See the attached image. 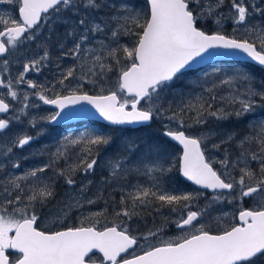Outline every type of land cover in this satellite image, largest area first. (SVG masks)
<instances>
[{"label": "snow or ice", "instance_id": "snow-or-ice-1", "mask_svg": "<svg viewBox=\"0 0 264 264\" xmlns=\"http://www.w3.org/2000/svg\"><path fill=\"white\" fill-rule=\"evenodd\" d=\"M130 2L0 0L16 4L19 16V20L0 17V57L25 41L40 39L38 33L45 26L50 33L42 45L46 49L51 35L63 25L65 30L59 44L63 56L74 63L60 70L55 84L26 80L29 72H40L49 61V52L45 50L43 55L24 63L16 78L17 85L39 89L31 94L39 101L59 109L39 119L56 122L66 108L80 102L92 105L103 119L116 126L148 124L172 111L168 119L175 120L179 128H168L164 135L182 145L178 171L200 189L211 190V197L201 207L197 201L203 191L173 194L161 183L173 168L168 153L159 145L141 150L134 141L128 142L119 155L105 161L112 185L120 184L132 174L154 173V183L152 187L130 185L133 190L121 196L115 215L130 222L140 215L138 209L151 208L163 215L162 210L167 208L176 218L165 217L155 231L150 229L141 235L126 222L100 225L94 217L103 213L85 216L80 212L85 204H95L96 200L86 195L87 185H77L74 175L94 172L98 164L95 157L101 147L112 143V137L97 134L73 139L74 145H89L86 152L93 158H81L67 171L58 172L71 186L65 193L66 200H57L54 184L40 175L51 165L8 177L0 183V264H264V121L250 124L246 133H225L218 139L217 129L204 127L209 118L219 123L253 113L258 104L264 105V84L257 87L255 77L241 69L229 72L217 69L219 75L205 89L207 99L200 96L195 103L188 101L172 110L164 95L184 70L203 61L210 50L242 52L264 68V22H255L257 17L264 18V0H146V10L139 11L129 7ZM104 9L108 10L104 13L107 19H100ZM209 22L214 31L207 30ZM227 22L234 25L232 34L225 32ZM124 37L130 40L125 42ZM68 41L71 43L67 44ZM4 64H8L7 59ZM111 73L115 74V81ZM81 81H87L101 94H77L83 88ZM237 83L243 85L244 91L236 89L227 100L221 96L223 106L214 107L219 103L217 90ZM56 87L68 94L55 93L50 98L48 93ZM0 88L6 89L12 100L21 101V114L28 115L30 107H38L29 103L28 92L17 91L12 79L5 82L0 77ZM9 110L10 104L0 97V113ZM187 111L195 112L191 124L180 119ZM10 120L18 121L20 115L0 119V133L9 128ZM29 123L36 127L38 119L32 117ZM33 140L30 135L17 136L4 155L8 156L14 147L24 148ZM229 144L236 149L235 155L227 148L223 158L213 155ZM57 155L63 154L58 150ZM216 164L218 169L214 167ZM4 167L0 162V169ZM11 167L19 168L20 164L12 163ZM245 200L253 207L232 213L222 207L240 205ZM49 204L53 207L47 219L55 227L41 228L38 213ZM214 212L220 213L215 217L217 221L228 217L229 223L233 219L237 222L212 232L207 223ZM73 213L83 217L79 225L62 226ZM169 226L178 234L172 239H160ZM154 239H159V243L152 244Z\"/></svg>", "mask_w": 264, "mask_h": 264}, {"label": "trees", "instance_id": "trees-1", "mask_svg": "<svg viewBox=\"0 0 264 264\" xmlns=\"http://www.w3.org/2000/svg\"><path fill=\"white\" fill-rule=\"evenodd\" d=\"M140 3L146 4V0H139ZM130 4H132L130 2ZM145 8V10H146ZM207 30L208 31H214V26L211 22L207 24ZM225 32L226 34H232L233 29L231 28V24H225ZM234 64L230 63H223L222 65H213L212 67L206 68L205 70H194L183 73V75L180 77L179 80H176L173 82V85L169 88V90L164 94L165 98L168 103H170L172 106L179 105L181 106L182 103H186L188 101H191L192 103L196 102V98L203 96L204 99H207V94L205 92V89H207L208 84L204 83L205 79H211L215 78V75H211V73L219 68H228L232 67ZM244 67L248 69L247 72L251 73L256 80V86L260 87L261 84H264V71L254 65L242 63ZM111 76H113L112 80L115 81L116 77L114 73H111ZM215 80V79H214ZM91 91L89 94H101L98 93L99 89L96 88H89ZM222 90H217V101L218 104H215L216 106H223V101H220L219 93ZM224 97V96H223ZM225 100L231 98L229 95L227 97H224ZM167 107V104L165 105ZM173 110V109H172ZM172 115V111H169L165 113L164 115L160 116L161 118L166 117L168 122V116ZM195 115L194 111H187L186 113L181 115V119L184 120V122H191L193 119H191ZM264 119V105L258 104L256 106V109L254 113H251L249 115H246L239 120L232 118L228 121H222V122H215L212 118H209V122H211L212 125H205V128H215L218 130V135H223L225 133H236V134H242L249 131L250 124L255 125L258 121H261ZM176 122L175 120H173ZM186 124V123H185ZM99 129L104 128L105 131L101 133V135H109L112 137V143L108 145L106 148L101 147L99 150L97 160L104 161L105 158H112L117 155H119L123 151V147L126 143L134 141L135 144L139 145L141 150L145 149L146 146H152V145H159L161 146L167 153L168 158L171 160L173 168L170 173H168L163 181L161 182L164 187H166L170 192L173 194H182V192H185L184 189H190L189 192H195V188L192 187L191 184L187 183L180 175V172L178 171V164L177 160L178 157L181 155L180 149L173 144L170 140H168L164 135V127L160 125L159 120L157 117L153 119V123L150 126L147 127H141V128H125V129H119V128H112L109 126L98 124ZM99 134L98 131H96V135ZM227 148L230 152L233 153V155L236 154V149L232 145H223V147ZM95 152V150H94ZM87 153V152H86ZM224 154V153H223ZM93 157L88 156V159H91ZM105 162V161H104ZM215 167V166H214ZM97 169H100L99 173L93 174V183L88 186V191L86 194L91 193H98L99 196L96 195V203L93 204V206L96 207V209H100L102 213L104 214H111L115 215V211L119 210V202L122 195H126L128 192V189L130 188V185H134L138 182L139 175L140 174H132L128 175L125 180H123L120 184H117L115 186L111 183V177H110V171L106 168L104 164H97ZM102 172V173H101ZM154 174V173H153ZM154 176V175H153ZM108 178V182H105V178ZM141 185V184H139ZM153 183L151 185H145V187H152ZM132 191V190H131ZM92 206V207H93ZM92 210H95L94 208ZM140 212V215H145V217H148L147 221H150L154 219L153 217L158 215L156 212H154L151 208L144 210V209H138ZM163 214L165 213L168 215L170 212L167 208L162 210ZM148 213L149 215H146ZM152 215V217H151ZM137 222L141 228L138 229V231H144L147 229H151L152 226L150 225H143V221H133ZM154 227V226H153ZM173 229V228H172Z\"/></svg>", "mask_w": 264, "mask_h": 264}, {"label": "rangeland", "instance_id": "rangeland-1", "mask_svg": "<svg viewBox=\"0 0 264 264\" xmlns=\"http://www.w3.org/2000/svg\"><path fill=\"white\" fill-rule=\"evenodd\" d=\"M106 2L107 3H111L112 0H106ZM116 2L117 3H120V2H122V0H116ZM131 3L132 4H129L128 6L129 7H134L138 11L139 10H145V8H146L145 4L140 3L139 0H131ZM13 5L14 6H17L16 4H13ZM8 10H7V12L10 13L11 17H14V14H12L10 11H15L16 8L15 9L14 8H11V9H8ZM107 11H108L107 9L102 10L101 13L99 14V18L100 19H107V17L104 15V13L107 12ZM255 22H257V23L264 22V18L257 17V18H255ZM226 24H231V28L233 29L234 25H233L232 22H227ZM62 34H63V31L61 30L60 31V35L62 36ZM96 39H99V37H97ZM123 40L125 42H127V41L130 40V38L129 37H124ZM66 43L67 44H70L71 42L68 41ZM43 49L44 50H47V48L45 49V47H43ZM10 52H11V54H10L11 55V58L8 60V64L7 65L4 64L3 66H2V64H0L1 65V68H0V77H3L5 79V82H7L8 79H12L13 84L15 85L17 91L19 93H21V94H23L24 92H28L30 94V96H31V98L29 100V103L30 104L35 103V104L38 105V107H30L27 110L28 115H23V114H21L19 112V107L21 105V101L19 99L18 100H12L11 97H9V96L6 95L7 90L6 89H3V88H0V96H2L3 98H6V100L7 99L10 100L13 103V105L15 107V110H16V113L21 116L20 118H27V120L24 119V124L23 125H20V122H21L20 120H18V121L17 120H13L14 122L10 123L9 124V127H12L13 128L14 126H20V128L22 130H24V127L27 125V123L29 122V120L32 117H36L38 119V123L36 124L37 125V128L36 129L38 130V128L41 127V125L44 123V120H40L39 118L40 117H47V116H50L52 114H50V111H44V109H45L44 103L42 101H39L38 98H36L34 95H31L33 92L38 91L39 89L33 90V89H29L26 84H19V85L16 84V78H17V76L19 75V73L21 71H23V64L26 63L29 60V58H27V53L25 52L24 48L21 46V48L11 49ZM50 56H53V54H51ZM54 57H55V59H57V57H56L55 54H54ZM58 58H59V54H58ZM60 58H61V60L58 63L60 67L59 68L57 67V70H58L57 71V74L55 76H51V74H49L47 78L50 79V80H49L48 84H46V85L55 84V79L59 75L60 70L63 69V68H66V67H68V66H70L71 64L74 63L73 60L71 58H69V57H64V56L61 57L60 56ZM54 68H56V67H54ZM5 69H7V70H5ZM219 69H223L226 72H229V71H231L233 69H241L243 71H248V69L246 67H244L242 64H238V65H235L234 64L232 67L219 68ZM52 70H53V72L56 71L55 69H52ZM212 74L215 75V78H212L213 80L216 79V76L217 75H219V73L216 70L213 71L211 73V75ZM77 75H79V71H78ZM109 75L111 76V74H109ZM112 78H113V76H111V79ZM25 79L28 80L29 78L27 76H25ZM30 80H33L35 82L34 78L33 79H30ZM37 81L38 82H35V83L38 84L39 82H41V79H38ZM204 81H205L204 83H207L208 84L207 88L211 87V83H210L212 81L211 79H205ZM81 83L83 84V88L79 92L81 94H83V93L89 94L88 92H91V91L88 89V87L89 88L90 87L91 88H94L92 85L88 84L87 81H81ZM40 84L41 85H45V83H43V84L40 83ZM236 89H239L241 92L244 91V87L240 83L234 84L232 86H227V85L221 86L219 88V90H222V91L219 93V96L227 97L229 95L231 97L232 95L235 94V90ZM55 93H59V94L64 95V94H68V91L67 90H62L61 88L56 87L52 92H49L48 95L51 97ZM98 93H100L99 90H98ZM104 94H106V93H104ZM97 95H99V94H97ZM178 107H179V105L172 106V109L173 110H176ZM194 117H195V115L191 119H194ZM157 119L159 120L160 125L164 127V131L165 130H168V128H171L173 130H177L179 128V125L177 124V122H174V121L168 122V120H167L166 117L161 118L159 116V117H157ZM180 119H181V116H180ZM261 121H264V120H261ZM185 123L186 124H191L192 121L191 122H185ZM209 125H212L211 122H209ZM86 129H87V127H81L79 129V131L77 132L79 136L78 137H72V139H80L82 137H86V136H82V135L91 136V135H94V133L96 135V131H98L99 134H101L102 131L103 132H106L104 128L99 129V127H96V128L94 127V129H95L94 132L91 131V130H89V129H87V130ZM180 130H183V129H180ZM4 133H6V132H4ZM20 133H22V136H23V135H27V133L29 134L30 132L29 131L27 132V126H26L25 130L23 132H20ZM216 138L218 139L219 137H216ZM88 147H89V145L87 146L86 143L79 144V149L78 150H75L73 152V154L71 156V160H75L76 163H78L80 161V158L82 156L83 151L86 150ZM224 149H225V146L224 147L222 146V149L219 152H214L213 155L217 159L223 158ZM106 160H108V158H105L104 159V161H106ZM104 161H101V160L98 159V163L99 164H104L105 165V162ZM71 165H73V163H67V164H65L63 166L64 170L67 171V169ZM214 166L217 169L219 168V165L218 164H216ZM100 169H102V168H99V169L95 168V171L92 172V173H89V174H85L83 172H77V173H75L74 179L77 181V185L78 186L87 185V187H88L90 185V184H88V181L91 180V184H92L94 182L93 181V178H92L93 174L99 173L100 172ZM103 169L106 170L107 168H103ZM153 175H155V174H140L139 175L138 182L135 183L134 185L141 184L144 187H145V185H151L152 183H154ZM44 177H45V180H47V182H49L48 176L45 175ZM57 178H58V175H57ZM61 181L63 182L62 185L64 187V194L61 195L60 194L61 191H59L56 194V198H57V200H66L67 199V197L65 196L66 190H67V192L70 191L71 186H68L65 183L64 178L61 179ZM51 183L52 184H55V182H51ZM65 185H67L68 187H66ZM192 187L195 188L194 189L195 192L196 191H202V190L196 188L193 185H192ZM131 190H133V189L130 187L128 189V192L131 191ZM189 190L190 189H187V188L184 189L185 192H182V194L183 193H189ZM203 192H204V195L197 201V203L201 207L205 206L207 204L208 199H210V197H211V193H207L205 191H203ZM86 195L89 198H92V199L97 200V198H96V195L97 194L96 193H91V194H86ZM92 206H93V204L92 205L85 204L84 207L82 209H80V212H82L85 216L91 215L92 213H102L100 209H96L95 206H93V207ZM51 207H53V205L52 204H49L46 207V209H50ZM222 207H224V210L227 211L228 213L238 212V209L239 208H243L242 207V204L235 205V206H222ZM93 208L95 210H92ZM193 210H195V209H193ZM45 211L46 210H44V213H45ZM146 215H149V214L146 213ZM219 215H220L219 212H214L213 213V218L210 219L208 221V223H207V227L208 228H215L216 225L219 222L221 224H223V226H221L222 229H224L226 227V225H229V218L228 217H225L221 221H217L215 219V217L216 216H219ZM151 217H152V215H151ZM165 217H170L172 219L176 218L175 217V213H169L168 215H166L164 213L163 215L158 214V215H156V216L153 217L154 219L146 222V220H147L148 217H145V215H143V216L142 215H139V216H134L133 217V220L129 222V221H126V219L124 217H122V216L121 217H117L116 215H111L110 213L109 214H104L103 213L102 215L95 216L94 219L98 220L100 222V225H108V226H111L112 223H116V224H121L122 222L129 223L132 226L133 230L136 232V234L137 235H141V234L147 233L150 229H147V230H144V231H138V228H137L136 224H133V223H135L133 221H138V220L139 221H143V222H139V223H143L144 226L145 225H150V226H152L151 230L155 231V229L160 226L162 220ZM68 219L71 220V225H79V223H80L81 219H83V217L80 216L79 213H73L72 215L69 216ZM68 219L65 220V225H69L70 221ZM123 220H125V221H123ZM49 224L50 223H49L48 219L44 220L43 225H49ZM171 227L172 226H169L167 228L166 232L161 235L160 239H172V238H174L178 234L177 233V230L175 228L170 229ZM151 243L152 244L159 243V239H154V240L151 241ZM143 244L144 243H142V245Z\"/></svg>", "mask_w": 264, "mask_h": 264}, {"label": "flooded vegetation", "instance_id": "flooded-vegetation-1", "mask_svg": "<svg viewBox=\"0 0 264 264\" xmlns=\"http://www.w3.org/2000/svg\"><path fill=\"white\" fill-rule=\"evenodd\" d=\"M16 8L15 11H10L12 14H14V17L19 20L18 16V6H14L13 4H7V3H0V17L4 18H12L10 13L7 12L8 9ZM9 11V10H8ZM65 30L64 26L61 25L56 29V34L51 35V41L50 43L46 44V48L49 52V54H53V56L49 55V61L45 63L44 67H42L40 72H29L26 76L29 79L35 80V82H38V79H41L40 83L48 84L49 80L47 77L49 74L51 76H55L57 74V64L60 62L63 54V50L60 47L59 44V38L61 37L60 31ZM40 39L38 40H29L25 41L23 44H21L18 48H21V46L24 48L25 52L27 53V58L31 59L33 57H39L40 55H43V52L45 51L42 47L43 44H45L46 39L49 37L50 33L48 30V27L45 26L41 29V31L38 33ZM11 50V49H10ZM11 54V52H10ZM10 54H6L5 56L0 58V64L2 66L4 65V60H9L11 58ZM54 54L56 55L57 59H55ZM59 54V58H58ZM24 56V55H23ZM19 58V57H18ZM56 67V68H54ZM1 68V65H0ZM52 69H55L56 71L53 72ZM35 90V89H33ZM62 95V94H61ZM67 95V94H64ZM2 97V96H0ZM51 98V97H50ZM5 102L10 104V110L9 112L5 114L0 113V119H9L10 117L18 115L16 113L15 107L13 103L10 100H6ZM45 109L44 111H50V114H54L57 112V110L51 106H48L44 104ZM21 117V116H20ZM24 119L27 120V118H20V125L24 124ZM14 122L13 120H10V123ZM27 126V132L30 133L27 135L33 136L34 140L30 142L29 145H26L24 148L14 147L12 149V152L8 154V156L4 155V152L6 151L7 147L11 146L10 141L15 139L17 136H22V133L25 130ZM24 127V130L20 128V126H14L9 127L5 130L6 133H0V162H3L5 164V167L3 169H0V183H3L6 178L8 177H16V176H22L25 172L35 169L37 167H44L45 165H51L50 168H48L44 173L40 174L42 178L45 179V175L48 176V178H51L49 182H55V191L56 194L60 192V194H64V187L63 182L61 179L62 177L57 178V174L61 169H64L63 166L67 163H73L76 164L75 160H71V156L75 150L79 149V144H72L71 140L72 137H78V131L81 127H87V129L91 131H95L94 127L96 128L98 124L94 122H82V123H71V124H54L53 122H48L47 120H44V123L41 125V127L37 128L32 127L31 124L28 122L27 125ZM86 129V130H87ZM95 135V133H94ZM82 136H88V135H82ZM84 146V145H83ZM82 146V147H83ZM88 146V145H87ZM62 153L63 155H57V152ZM88 154L86 153V150L83 151L81 158L88 159ZM80 158V159H81ZM18 162L20 164L19 168H12V163ZM68 187L67 185H65ZM67 192V190H66ZM243 208H252L253 204L249 200H245L242 204ZM52 208V207H51ZM44 210L45 213H44ZM49 209L43 208L39 210V215L41 216V222H38L40 224L41 228L44 227H55L52 224L49 225H43L44 220L47 219ZM75 216V215H74ZM69 225H65V221L63 222L62 226H78V225H71V220ZM125 221V220H123ZM236 220H231V223L229 225H226L225 228L230 227L231 224H235ZM136 224L137 228H141V226L136 222L133 223ZM223 224L220 222L216 225L215 228H209L212 232H217L220 230H223L221 228ZM174 227H171L172 229ZM140 243H144L143 241H140ZM140 248L137 249V253L141 252Z\"/></svg>", "mask_w": 264, "mask_h": 264}, {"label": "water", "instance_id": "water-1", "mask_svg": "<svg viewBox=\"0 0 264 264\" xmlns=\"http://www.w3.org/2000/svg\"><path fill=\"white\" fill-rule=\"evenodd\" d=\"M221 62L248 63V64L254 65V66H256V67H258L264 71V68L255 64L254 62H252L242 52H230V51H226V50H217V51L210 50V55H206V58L203 61L198 62V63L194 62L193 65L191 67L187 68L186 70H184L183 73L188 72V71L204 69V68H207L211 65L221 63ZM77 94H81V93H77ZM88 95H92V94H88ZM48 106H51V107L55 108L57 111H59V109L55 105H48ZM70 111L74 112L76 114L72 115V116L67 115V113H69ZM1 114H5V113H1ZM88 121L101 123V124L109 126V127L135 128V129L141 128V127H147L153 123V121H151L148 124H130V125H121V126L112 125L111 123H109L108 121L103 119L99 115V113L96 111V109L92 105L87 104V102H80L78 104L69 106V108H66L64 110V112L61 113V117L56 122H53V123L57 124V125L58 124L64 125V124L82 123V122H88ZM164 133H165V131L163 132V135H164ZM166 138L169 139L172 143H174L181 150V154H182V145H179L178 142L172 141L168 137H166ZM180 175L187 183H189V184L195 186L196 188L200 189V186L195 185L192 182L188 181L185 177L182 176L181 173H180ZM200 190H202V189H200ZM202 191L211 193V190H202Z\"/></svg>", "mask_w": 264, "mask_h": 264}, {"label": "bare ground", "instance_id": "bare-ground-1", "mask_svg": "<svg viewBox=\"0 0 264 264\" xmlns=\"http://www.w3.org/2000/svg\"><path fill=\"white\" fill-rule=\"evenodd\" d=\"M106 148V147H105Z\"/></svg>", "mask_w": 264, "mask_h": 264}]
</instances>
